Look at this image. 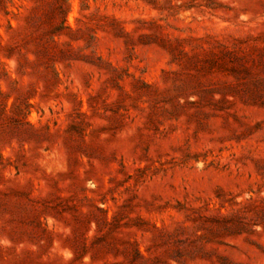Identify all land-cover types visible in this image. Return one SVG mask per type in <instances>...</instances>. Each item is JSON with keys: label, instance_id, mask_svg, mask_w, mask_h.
Masks as SVG:
<instances>
[{"label": "rangeland", "instance_id": "1", "mask_svg": "<svg viewBox=\"0 0 264 264\" xmlns=\"http://www.w3.org/2000/svg\"><path fill=\"white\" fill-rule=\"evenodd\" d=\"M0 264H264V0H0Z\"/></svg>", "mask_w": 264, "mask_h": 264}]
</instances>
